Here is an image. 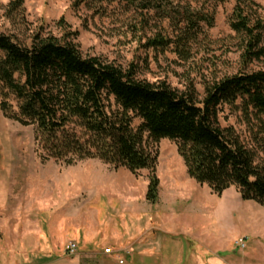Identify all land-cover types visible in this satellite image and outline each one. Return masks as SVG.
<instances>
[{
  "label": "rangeland",
  "instance_id": "obj_1",
  "mask_svg": "<svg viewBox=\"0 0 264 264\" xmlns=\"http://www.w3.org/2000/svg\"><path fill=\"white\" fill-rule=\"evenodd\" d=\"M13 1L0 0V33L21 41L33 32L61 39L66 26L67 33L76 34L74 43L83 57H97L124 69L133 65L137 79L165 82L178 92L193 86L199 98L205 82L264 71V56L244 63L243 40L230 29L236 0H23L21 10L11 13ZM246 1L241 6L244 15L264 27V0ZM186 17L198 27L189 60L145 48L156 36L176 37L175 23ZM10 103L15 107L12 99ZM223 115L221 125L232 126L254 148L257 161L264 160V142L250 141L251 126L241 113L230 114L225 107ZM139 124L134 119L133 127ZM34 134V126H22L0 110V264H205V249L224 250L237 234V241L245 243L239 254L255 248L251 262L263 261L264 251L250 236L251 223L246 220L253 210L244 206L264 209L242 202L234 188L218 197L189 178L174 142L145 145L158 156V197L149 203L148 171L133 175L98 159L73 166L54 160L41 163ZM66 196L68 239L62 255L52 262L37 254L34 258L36 245L45 234L48 237L59 208L56 203ZM263 222L262 214L255 223ZM68 243L76 245L74 255L65 252ZM234 251L238 250L233 246Z\"/></svg>",
  "mask_w": 264,
  "mask_h": 264
},
{
  "label": "trees",
  "instance_id": "obj_2",
  "mask_svg": "<svg viewBox=\"0 0 264 264\" xmlns=\"http://www.w3.org/2000/svg\"><path fill=\"white\" fill-rule=\"evenodd\" d=\"M246 2L236 0L229 26L243 40L242 59L247 64L264 56V27L244 15L241 6ZM22 6L23 0H15L9 11L15 13ZM175 26L176 37L156 36L145 48L189 60L197 23L186 17ZM66 29L61 39L33 32L21 41L0 33V110L5 118L35 127L41 163L54 160L73 166L98 159L133 175L146 170L145 198L155 203L158 156L145 145L169 140L189 178L218 197L234 188L241 200L264 209V160L257 161L254 148L232 126L221 125L227 107L230 114L241 113L251 126V142H264V71L205 82L199 98L193 86L178 92L165 82L137 79L133 65L124 69L97 57H83L74 43L76 34ZM134 119L140 121L136 128Z\"/></svg>",
  "mask_w": 264,
  "mask_h": 264
},
{
  "label": "crops",
  "instance_id": "obj_3",
  "mask_svg": "<svg viewBox=\"0 0 264 264\" xmlns=\"http://www.w3.org/2000/svg\"><path fill=\"white\" fill-rule=\"evenodd\" d=\"M98 198L100 200V195L98 196ZM242 202L244 201L242 200ZM56 206H59V208L58 211L53 215L52 225L47 230L48 237H46L45 234V238L42 240V242L36 245V249H38V251L33 252L34 258L36 257L35 254H37V258L46 259L52 262L54 259H59V256L62 255L61 249L68 239V231H66V226L68 224L67 196L63 199V201L61 199L59 203H56ZM244 207H250L253 210V214L251 217L246 216L247 218L246 220L249 223H251L249 228V234L252 237V239L255 240L261 246L260 248L264 251V226H263L264 224L259 226L255 223L257 222L258 216L262 214L264 215V212H262V210L258 208H255L254 205L247 204ZM236 218L239 222V209ZM56 227H58L59 230H56ZM63 227L64 230L62 231ZM73 235L76 236L74 237V239L78 237V233L76 230ZM237 235L238 238L234 240V242H232V240H228L229 241L228 245L224 250H222L223 248H221V250H215V251L210 249L209 250L205 249V255L203 256V260L205 264H255V262H251V257L253 255L251 251L254 252L255 248H252L249 253H245L241 251L239 254V250L245 249V243H244V248H240L239 246H237L236 241L239 239V234ZM233 246L236 247L238 251L232 252ZM223 253H225L227 256L223 255ZM23 258H27V257H23ZM259 264H264V257H263V261H260Z\"/></svg>",
  "mask_w": 264,
  "mask_h": 264
},
{
  "label": "built area",
  "instance_id": "obj_4",
  "mask_svg": "<svg viewBox=\"0 0 264 264\" xmlns=\"http://www.w3.org/2000/svg\"><path fill=\"white\" fill-rule=\"evenodd\" d=\"M236 245L239 246L240 248H244V240H239L236 242ZM77 251V247L73 243H68L65 247V252L69 255H74ZM105 253H111L110 249H106Z\"/></svg>",
  "mask_w": 264,
  "mask_h": 264
},
{
  "label": "bare ground",
  "instance_id": "obj_5",
  "mask_svg": "<svg viewBox=\"0 0 264 264\" xmlns=\"http://www.w3.org/2000/svg\"><path fill=\"white\" fill-rule=\"evenodd\" d=\"M10 144H11V142H8V143H7V147H8V149H9V147H10Z\"/></svg>",
  "mask_w": 264,
  "mask_h": 264
}]
</instances>
